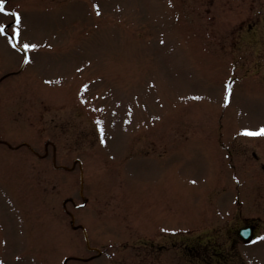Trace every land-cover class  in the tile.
Listing matches in <instances>:
<instances>
[{
    "label": "rangeland",
    "instance_id": "obj_1",
    "mask_svg": "<svg viewBox=\"0 0 264 264\" xmlns=\"http://www.w3.org/2000/svg\"><path fill=\"white\" fill-rule=\"evenodd\" d=\"M4 8L0 264H163L149 243L264 218V0Z\"/></svg>",
    "mask_w": 264,
    "mask_h": 264
},
{
    "label": "flooded vegetation",
    "instance_id": "obj_2",
    "mask_svg": "<svg viewBox=\"0 0 264 264\" xmlns=\"http://www.w3.org/2000/svg\"><path fill=\"white\" fill-rule=\"evenodd\" d=\"M250 157L254 158L257 155L252 152ZM257 165L264 170L263 162H259ZM238 186L226 191L227 193L232 191L235 193L236 202L239 201ZM221 191H224L223 188ZM232 222L234 223L231 229H228L225 225L219 228L210 227L209 230L201 229L195 232H186L183 234V242L180 236L177 244L173 242L170 245L160 244L156 246L157 249L152 244L148 246L152 248L153 253L161 251L157 255L163 261V264L166 262L170 264L171 259L174 257L176 259L175 263L181 261L182 263L191 264H244L243 258L248 260L257 256L253 253L250 254V250L257 253L259 248L264 245V243L261 245L264 241V218L259 214L249 215L241 212L239 206H235L232 213ZM241 228H248L251 231V239L245 241L241 237L239 234ZM170 249H172V252ZM240 250L244 252V257H241ZM0 260H5V258Z\"/></svg>",
    "mask_w": 264,
    "mask_h": 264
},
{
    "label": "snow or ice",
    "instance_id": "obj_3",
    "mask_svg": "<svg viewBox=\"0 0 264 264\" xmlns=\"http://www.w3.org/2000/svg\"><path fill=\"white\" fill-rule=\"evenodd\" d=\"M4 3H5V0H0V11L6 12V11H8V9L4 8ZM14 15H15L16 20L18 22L19 21V13H15ZM3 28H4V26L0 25V31H3ZM17 32H18V29H17ZM24 47L25 48H34V47H36V45L26 44ZM242 132L245 135H264V125H261L258 129H255V130L245 128V129H242Z\"/></svg>",
    "mask_w": 264,
    "mask_h": 264
},
{
    "label": "water",
    "instance_id": "obj_4",
    "mask_svg": "<svg viewBox=\"0 0 264 264\" xmlns=\"http://www.w3.org/2000/svg\"><path fill=\"white\" fill-rule=\"evenodd\" d=\"M246 234H248V233H247V230H245V235H244L245 238H247V235H246Z\"/></svg>",
    "mask_w": 264,
    "mask_h": 264
}]
</instances>
